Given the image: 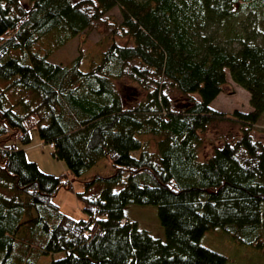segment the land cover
<instances>
[{
	"label": "trees",
	"instance_id": "1",
	"mask_svg": "<svg viewBox=\"0 0 264 264\" xmlns=\"http://www.w3.org/2000/svg\"><path fill=\"white\" fill-rule=\"evenodd\" d=\"M115 8L120 21L87 69L81 54L49 60L113 22ZM244 10L264 20V0H0V264L54 253L49 264H226L200 242L216 228L264 259V143L252 133L264 124V26L248 29ZM228 76L251 110L210 106ZM124 77L142 98L117 90ZM173 91L185 100L175 105ZM216 122L240 135L201 156ZM33 129L65 173L27 158ZM103 161L108 172L90 174ZM74 181L84 188L77 219L54 201ZM130 204L157 208L163 239L127 214Z\"/></svg>",
	"mask_w": 264,
	"mask_h": 264
},
{
	"label": "rangeland",
	"instance_id": "2",
	"mask_svg": "<svg viewBox=\"0 0 264 264\" xmlns=\"http://www.w3.org/2000/svg\"><path fill=\"white\" fill-rule=\"evenodd\" d=\"M113 22L110 19L104 22L94 23V26L80 35L68 41L64 46L57 49L49 58L53 63L68 64L77 55L83 56L82 68L87 69L90 60H98L100 56L99 43L104 36L111 30V23L117 24L120 21V15L115 8L112 11ZM253 14L244 10L242 12V24L248 29H256L255 27H263L264 20L257 17L255 23L253 21ZM109 23L106 27L105 24ZM116 88L124 97H128L131 102L139 100L144 95V90L137 83L124 77L116 81ZM170 97L175 105H178L183 100V97L177 92H170ZM249 93L244 88L235 84L228 76L227 83L224 85L222 93L210 105L212 108L220 111L231 112L234 109L241 111L251 110L249 103ZM260 130H253L254 138L264 143V124L259 126ZM240 135V126L231 122H216L202 134L203 144L201 146V156L207 155L212 152V149L220 145L227 139L236 138ZM27 158L30 161L36 162L39 168L47 173L60 175L67 171L66 164L63 161L57 160L51 155L50 145L43 143L38 135L36 129L31 131V142L25 148ZM110 169V164L107 161L98 163L90 174L94 172L106 173ZM72 190H61L54 201L59 204L64 212L78 218L81 208V203L77 198V193L84 190L83 184L80 182H73ZM127 214L135 220L141 228L148 230L153 236L164 238L163 229L159 223L157 208L154 205H137L130 204L127 206ZM83 217V214H80ZM201 244L207 248L224 254L227 257L226 264H264V259L260 258V250L255 247L244 245L235 240L229 234L222 230L209 229L200 240ZM252 255H254L252 257ZM61 256V253H54L46 255L40 259L38 264H49L52 258ZM259 257V258H256Z\"/></svg>",
	"mask_w": 264,
	"mask_h": 264
},
{
	"label": "crops",
	"instance_id": "3",
	"mask_svg": "<svg viewBox=\"0 0 264 264\" xmlns=\"http://www.w3.org/2000/svg\"><path fill=\"white\" fill-rule=\"evenodd\" d=\"M222 93V92H221ZM221 93H219V94H221ZM219 96V95H218ZM217 96V97H218ZM216 97V98H217ZM216 98L212 101V103L216 100ZM212 103H211V105H212ZM25 148V147H24ZM76 182V181H75ZM78 182V181H77ZM73 185V184H72ZM61 190H64V189H61ZM61 190H59L58 192H57V194H56V196H55V198L57 197V195L59 194V192L61 191ZM81 203V202H80ZM58 206H59V208H60V210L62 211V212H64L63 210H62V208H61V206L58 204ZM65 214H67L66 212H64ZM82 213V204H81V208H80V213H79V216H81L80 214ZM67 215H69V214H67ZM70 216V215H69ZM79 216H78V218H79ZM72 217V216H71ZM75 219H77V218H75Z\"/></svg>",
	"mask_w": 264,
	"mask_h": 264
},
{
	"label": "built area",
	"instance_id": "4",
	"mask_svg": "<svg viewBox=\"0 0 264 264\" xmlns=\"http://www.w3.org/2000/svg\"><path fill=\"white\" fill-rule=\"evenodd\" d=\"M50 147H52V145H50Z\"/></svg>",
	"mask_w": 264,
	"mask_h": 264
}]
</instances>
